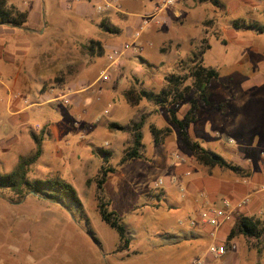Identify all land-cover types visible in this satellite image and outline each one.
I'll return each instance as SVG.
<instances>
[{"label": "rangeland", "instance_id": "obj_1", "mask_svg": "<svg viewBox=\"0 0 264 264\" xmlns=\"http://www.w3.org/2000/svg\"><path fill=\"white\" fill-rule=\"evenodd\" d=\"M61 1L57 0V4ZM136 1H122L111 11L106 25L119 31L110 33L104 30L110 39L103 40L106 44L103 55L88 54L86 66L82 65L81 72L78 71L88 86L81 95L87 105H77L73 100L65 103V97L58 91L55 99L25 109L24 112L30 115L24 123L27 129L51 122L56 132V138L51 134L50 138L46 136L44 152L31 167L29 176L61 177L70 182L82 202V210L76 211L75 204L68 201L66 205L51 203L32 193L15 200L12 192L0 191V264H195L197 259L207 260L204 252L211 257L209 261L213 264H264V248L251 247L243 236L236 238L235 250L218 257L210 255V245L218 243H210L208 226L190 224L191 219L197 220L198 212L189 213L179 208L171 210L168 219L154 221L151 213L159 205L158 195L163 187L168 186L170 196L179 206L184 201L181 193L176 191L178 185L173 182V168L183 164V168L190 172L184 173L185 176H190L195 173V161L188 158L180 163L174 158L173 153L191 154L180 143L177 129L169 122L165 108L146 99L135 106L123 100L124 91L131 87L158 92L166 76L184 73L192 53L198 54L199 49L208 43L210 46L202 54L203 64L216 68L219 76L210 82V103H200L196 121L189 127L190 135L225 159L230 157L226 154L228 151L242 145L251 147V156L261 157L264 153V116L261 117L259 108L264 107V90L250 95L255 97V106L245 105L249 91L243 85L252 82L249 74H256L258 68L248 62L240 64V61L246 52L248 59L264 61V34L251 30L235 31L231 20L262 23L264 0H219V7L197 0H176L168 6H163L161 0ZM43 3L48 14L49 2L43 0ZM97 5H103V2H97L95 9ZM127 8L138 11L133 16L139 18L141 15L140 20L134 24L131 22L134 18L129 21L130 15L124 12L129 10ZM105 13L96 10L93 19L97 20ZM151 14L158 20L145 27L135 43L136 49L124 55L118 67L110 66L109 48L131 42L134 28L144 16ZM71 16V12L58 7L51 19L62 25V33H76L73 36L76 41L95 39L97 32L101 34V28L96 25L94 28L85 27L84 19L73 29ZM103 73L108 74L107 79H100ZM244 76L246 78L242 79ZM56 81L62 90L68 83L63 77ZM224 91L225 98L222 97ZM192 96L188 94L175 106L178 118H183ZM256 106L260 107L253 109ZM140 120V155L118 164L132 143V125ZM110 122H116L122 129H109L107 124ZM151 126L169 127L170 130L166 134L160 133L158 141L154 142ZM49 131L47 128L46 132ZM216 132L219 136L215 135ZM227 134L233 139L230 144L224 143L223 136ZM28 142L13 146L9 154H0L3 172L11 169L18 157L33 151V141L28 139ZM103 149L109 150L111 155H104ZM102 165L115 167V171L108 175L104 192L110 198L109 209L119 214L130 238L128 248L123 251H117L118 235L101 221L96 206V180ZM160 177L164 183L158 189L153 188V181ZM167 179H171L167 182L170 184H165ZM186 199L191 200L190 197ZM197 200L202 202L203 198L197 195ZM163 202L160 197V203ZM202 209L203 206L198 211ZM183 215L187 216L188 222L179 225L178 220ZM164 227L177 235L187 236L189 242L184 240L176 245L182 253L180 257L169 255L164 259L156 252L153 242L159 238L158 234L164 235L167 230ZM197 232L203 234L200 240L193 238ZM201 245L205 246L202 251L198 247Z\"/></svg>", "mask_w": 264, "mask_h": 264}, {"label": "crops", "instance_id": "obj_2", "mask_svg": "<svg viewBox=\"0 0 264 264\" xmlns=\"http://www.w3.org/2000/svg\"><path fill=\"white\" fill-rule=\"evenodd\" d=\"M47 1L49 2L48 14L45 13L43 0H8L9 4H13L19 10L27 12V21L21 28H13L5 24L0 25V102L2 105V109H0V154H9L13 146L29 143L28 139H31L34 143L32 134H39L40 132L43 133V153L46 136L50 138V134L54 136L56 133L51 122L36 124L33 129H27L24 123L30 119V115L24 112L25 109L36 107L42 105L44 102L55 99L56 92L58 91L62 92V95L66 96L69 101L73 100L77 105H81L82 103L87 105V100H82L81 95L88 86L84 84L85 80L78 75L81 74L78 71L81 72L82 65L86 66L87 63L88 53L85 50V46L89 40L103 41L105 38L110 39L109 36H105L104 34L103 24L110 21L111 11L117 9L120 2H137L136 0H62L57 4V0ZM99 1H102L103 5L97 6H102L103 9L100 11H106V13L95 20L93 17L96 14V10H99L97 7L95 9L94 5ZM58 7L60 10L71 12L70 21L74 24L73 29L76 28L77 23L81 25V21L84 19L86 21L85 27L94 28L93 25H96L101 28V34L97 32L98 37H95V39L81 38L80 41H76L73 39L76 33H62V25L51 19V16H53ZM127 9L129 10H125L124 12L130 15L129 21L130 18H134L131 19V22L134 24L140 20L141 15L139 18L138 16H133L138 11L130 10L131 8ZM256 9L258 8L256 7ZM1 39L4 41L1 42ZM43 42L44 44L42 45ZM104 43L103 41V47L106 45ZM259 45V47H262V44ZM82 52L84 53L83 55ZM247 53L244 54L240 64H247L248 62L250 66L255 65L258 69H256V74H249V77H251L249 80L252 82H247V84L243 85L244 89L249 91V95L245 99V105L255 106L253 101L255 97L250 95L254 93L259 94L264 90V61L256 58L254 60L248 59ZM76 66L79 67L77 68ZM61 77L64 78V81L68 82L63 90L56 84L57 78ZM244 78L246 77L244 76L242 79ZM224 94L225 91L222 93L223 98H225ZM123 100L126 102L125 99ZM259 107L256 106L253 109H258ZM259 110L261 117L264 116V107L261 106ZM47 128L50 129L49 133L46 132ZM215 135L219 136V133L216 132ZM54 137L56 138V136ZM223 137L225 144L233 142L230 135L227 134ZM181 154L184 157L188 156L184 152ZM226 154L230 156L226 159L227 161L230 160L233 164L248 170L249 176L242 177L232 171L219 167H199L196 162L195 165L198 168L195 166V173L185 176L184 173L188 172L189 174L190 172L187 170L188 168L184 169L183 164L182 166L180 164L178 167L173 168V176H175L173 182L178 185L176 191L181 193L184 201L179 206L177 201L170 196L172 194L167 189L168 186L163 187L161 195H158L159 205L161 206L157 205V209L151 213L154 221H161V218L168 219L172 215L171 210L175 211L179 208L181 211L189 213L195 211V214L197 212L199 214L200 211L198 210L201 206L204 208L209 206L217 207L221 205L222 199L225 198L234 202L246 199L239 213L247 216L263 217L264 153L261 157L255 158L251 156V147L242 145L232 148ZM186 158L193 159L191 155ZM168 181H171V179L165 180V184H170L167 183ZM200 192L204 193L202 197L199 195ZM194 195L195 201H193ZM197 195L203 198L202 202H198ZM160 197L165 201L163 204L160 203ZM187 197H190L191 200L188 201ZM182 217L178 220L179 225L188 222L186 215ZM232 224L233 222H224L216 229L208 226L211 237L210 243L211 241L218 244L227 242L236 245L235 241L237 237L227 241V235ZM165 229L168 230V228ZM167 230L164 231V235L158 234L159 238L154 240L156 252L163 255L164 259H167L166 256L169 255L180 257L182 253L176 248V245L182 243L184 240L189 242L188 238L182 234H175V231ZM202 237L203 234L197 232L193 238L200 240ZM198 247L201 251L205 248L204 245ZM204 253V257L207 260L203 258L197 260L202 261L203 264H213L209 261L211 257L206 252Z\"/></svg>", "mask_w": 264, "mask_h": 264}, {"label": "trees", "instance_id": "obj_3", "mask_svg": "<svg viewBox=\"0 0 264 264\" xmlns=\"http://www.w3.org/2000/svg\"><path fill=\"white\" fill-rule=\"evenodd\" d=\"M198 2H208L219 7V0H197ZM27 21V12L19 10L13 4H9L8 0H0V25L5 24L14 27H22ZM231 25L235 31H254L257 34H264V20L262 23L245 21L243 19H232ZM103 30L110 33L118 32L113 30L106 23L103 24ZM210 45L207 43L205 47L199 49L198 54L192 53V56L187 60L186 70L182 74L171 73L166 76L163 81V86L158 92L147 90L145 88L135 89L133 87L124 91L123 96L126 102L135 106L141 100L146 99L152 101L155 106L165 108L168 113L169 122L177 129L178 137L182 146L190 152L194 161L204 167L214 168L219 167L225 170L232 171L242 177L249 176V171L243 169L239 165L227 161L224 157L204 147L201 143L193 139L189 134V127L196 121L197 111L200 103L208 104L210 91L209 85L211 80L219 76L216 68L203 64L202 54ZM85 50L90 56H101L104 53V47L97 40H89L85 46ZM188 94L193 96L189 99L187 110L183 118L176 116L175 106L186 99ZM173 106V107H172ZM109 129L120 130L122 126L116 122L107 124ZM142 120L135 122L132 125V143L126 150L124 156L119 160L118 164H123L125 161L139 157V149L142 145ZM170 130L169 127L156 128L150 127L154 142L158 141L160 133L166 134ZM35 143L34 150L27 156L18 157L14 165L6 172L0 169V191L7 190L14 194L15 200L22 199L26 194L33 195L51 203H60L66 205V201L74 203L76 211L82 210V202L77 195L74 186L61 177H30L29 172L31 167L37 162L42 154L43 133L32 134ZM104 155L110 156L111 152L107 149L101 151ZM115 167L101 166L100 174L96 180L97 187V210L101 221L110 228L114 229L118 235L117 251H123L128 248L130 238L127 229L121 221L119 214L109 209L110 198H107L104 192V185L107 181L109 173H113ZM106 198V199H105ZM69 207L71 204H68ZM245 237L249 245L255 248H264V216H247L239 214L236 216L230 231L227 235V241L238 237Z\"/></svg>", "mask_w": 264, "mask_h": 264}, {"label": "built area", "instance_id": "obj_4", "mask_svg": "<svg viewBox=\"0 0 264 264\" xmlns=\"http://www.w3.org/2000/svg\"><path fill=\"white\" fill-rule=\"evenodd\" d=\"M163 6L172 5L176 0H161ZM98 10H102V6H97ZM158 20L157 16L154 14L146 15L143 17V20H141L140 24L134 28L132 31V38L133 40L131 42H126L124 44L111 46L108 50V59L110 61V66L112 67H118L120 65V61L124 55H126L129 52L134 51L136 49L135 43L141 36L143 30L145 27L149 24V22H152L154 20ZM107 79L108 74L103 73L100 75V79ZM64 102L68 103L69 99L66 96ZM173 156L177 161L180 163L186 162L187 158L184 157L180 153H173ZM188 174V172H186ZM164 181L159 178L155 180L152 183L153 188H158L162 186ZM199 195L202 197L204 195L203 192H200ZM246 199H242L238 202L231 201L229 199H222L220 206H209L204 209H202L199 214L197 220H190V224L194 223H200L202 225L210 226L213 229L218 228L222 223L224 222H233L237 215L240 213V209L243 204H245ZM236 249V245L234 243H222V244H212L210 245L208 252L212 256L218 257L226 254L228 251H232ZM195 264H203L202 261L197 260Z\"/></svg>", "mask_w": 264, "mask_h": 264}]
</instances>
